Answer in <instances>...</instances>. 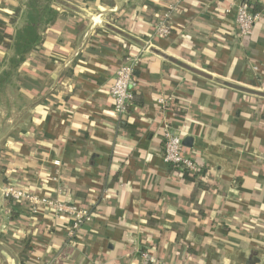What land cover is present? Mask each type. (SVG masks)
Listing matches in <instances>:
<instances>
[{
    "label": "crops",
    "instance_id": "obj_1",
    "mask_svg": "<svg viewBox=\"0 0 264 264\" xmlns=\"http://www.w3.org/2000/svg\"><path fill=\"white\" fill-rule=\"evenodd\" d=\"M254 1L247 37L242 0L54 1L15 93L0 95V264H144L145 253L154 264H264V0ZM24 9L0 0V73ZM163 19L169 34L156 32ZM128 55L140 57L135 97L117 118L109 90ZM166 124L200 164L194 181L163 161ZM6 185L93 216L71 234L69 215L9 199Z\"/></svg>",
    "mask_w": 264,
    "mask_h": 264
},
{
    "label": "built area",
    "instance_id": "obj_2",
    "mask_svg": "<svg viewBox=\"0 0 264 264\" xmlns=\"http://www.w3.org/2000/svg\"><path fill=\"white\" fill-rule=\"evenodd\" d=\"M254 0H242L237 8L236 22L241 36H249L258 20V12L254 11ZM156 32L160 34H169L170 28L167 21L159 20L156 24ZM140 62V57L135 55L125 56L122 63L118 66L112 85L110 86V95L113 100V109L117 118H122L129 111L130 105L134 100V89L136 87V69ZM257 70V67H253ZM166 104V98L161 97L158 100ZM163 161L172 169L187 180L194 181L195 176L200 173V164L192 157L183 153V140L180 134L170 125L166 124L163 132ZM4 194L7 198L13 200H25L31 203L34 208L41 204L48 205L54 209L57 214H67L72 218L71 234L78 232L84 221L93 216L89 208L69 204L62 201L49 200L46 197H40L31 192H24L12 185L4 187ZM144 264H154L155 256L150 253L143 255Z\"/></svg>",
    "mask_w": 264,
    "mask_h": 264
},
{
    "label": "trees",
    "instance_id": "obj_3",
    "mask_svg": "<svg viewBox=\"0 0 264 264\" xmlns=\"http://www.w3.org/2000/svg\"><path fill=\"white\" fill-rule=\"evenodd\" d=\"M53 3L54 0H25L22 25L14 32H6L13 52L5 59V68L0 73V95L6 93L9 86H14L21 66L36 46L42 44L44 29L57 18L58 11Z\"/></svg>",
    "mask_w": 264,
    "mask_h": 264
},
{
    "label": "rangeland",
    "instance_id": "obj_4",
    "mask_svg": "<svg viewBox=\"0 0 264 264\" xmlns=\"http://www.w3.org/2000/svg\"><path fill=\"white\" fill-rule=\"evenodd\" d=\"M22 1H23V3H25V0H22ZM54 1H55V0H54ZM56 3H57V2H56ZM54 4H55V2L53 3V5H54ZM59 5H60V4H59ZM63 5H64V4H63ZM60 6H62V4H61ZM54 8H55V7H54ZM55 9H56V8H55ZM56 10H57V9H56ZM97 15H98V13H94V14H92V17H91L92 20H93L94 17L97 16ZM99 18H100V17H99ZM95 20H96V21H95ZM95 20H94L95 22H98V19H96V17H95ZM101 22H102V20H101ZM9 42H10V41H9ZM9 42H8L9 47H11V46H10L11 43H9ZM11 50L13 51L12 47H11ZM9 56H10V55H9ZM9 56H8V57H9ZM4 64H5V63H4ZM4 68H5V65H4ZM15 81H16V78L14 79V83H15ZM13 87H14V86H13ZM13 87H12V86H9V87L7 88V91H6V92H7V93H12V92H13L12 94H14V93H15V90H13V89H15V88H13ZM12 88H13V89H12ZM11 100H12V99H11ZM11 104L13 105V107H14L15 105L17 106V99H14V101H13Z\"/></svg>",
    "mask_w": 264,
    "mask_h": 264
},
{
    "label": "water",
    "instance_id": "obj_5",
    "mask_svg": "<svg viewBox=\"0 0 264 264\" xmlns=\"http://www.w3.org/2000/svg\"><path fill=\"white\" fill-rule=\"evenodd\" d=\"M190 140V138H186L185 140H184V143H188V141Z\"/></svg>",
    "mask_w": 264,
    "mask_h": 264
}]
</instances>
